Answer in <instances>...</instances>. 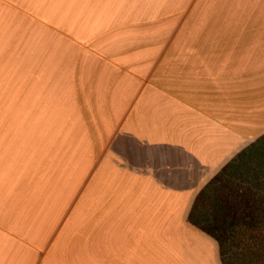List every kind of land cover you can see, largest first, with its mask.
Returning <instances> with one entry per match:
<instances>
[{
  "label": "crops",
  "instance_id": "0c3cea01",
  "mask_svg": "<svg viewBox=\"0 0 264 264\" xmlns=\"http://www.w3.org/2000/svg\"><path fill=\"white\" fill-rule=\"evenodd\" d=\"M20 1L30 44L0 19V264H224L190 213L264 134V0H201L175 34L189 0Z\"/></svg>",
  "mask_w": 264,
  "mask_h": 264
},
{
  "label": "trees",
  "instance_id": "16d2710c",
  "mask_svg": "<svg viewBox=\"0 0 264 264\" xmlns=\"http://www.w3.org/2000/svg\"><path fill=\"white\" fill-rule=\"evenodd\" d=\"M190 221L218 240L224 264H264V134L201 190Z\"/></svg>",
  "mask_w": 264,
  "mask_h": 264
},
{
  "label": "rangeland",
  "instance_id": "374dc122",
  "mask_svg": "<svg viewBox=\"0 0 264 264\" xmlns=\"http://www.w3.org/2000/svg\"><path fill=\"white\" fill-rule=\"evenodd\" d=\"M2 1L5 2L6 7H3V5L1 3ZM203 1H207V0H203ZM245 1L246 0H228V3H230V4H232V3L240 4V3L245 2ZM203 3H205V2H201V0H189V4L178 13L176 21L171 25V27H169L170 29L172 28V34L173 33L175 34V32L179 33L182 30L186 31L187 29H189V26H190L191 22H193L196 19L197 8L198 7L200 8V6L202 7L201 4H203ZM253 4H254V2H253ZM250 7L254 9L256 6H250ZM238 8H239L238 5L236 6L235 9H234V7L233 8L231 7L230 8L231 10L229 12L230 13H238ZM16 12L18 13V15H17ZM0 13H1L0 14V19L2 21L1 23H3L6 19H9L10 16L14 17V16L17 15L15 17L16 20H17L16 23H14V22L12 23V24H15L13 26V29H14V37H17L16 43H19L20 45L23 44L24 46L27 45V44H30V42L28 41L30 38H27L25 36V34L27 36H30V34L26 33V32H28V30H31L32 27H29L28 25H31L33 23V21L36 20L37 16L35 17V13H37V12L29 7V3L26 2V1L23 2V1H20V0H6V1L5 0H0ZM216 13H217V11H214L213 13H210V14L217 15ZM224 13H226V12H223V14ZM221 24H223V23H221ZM249 24L250 23L247 22V25H249ZM245 25H246V23H245ZM169 28H168V30H170ZM200 28L205 30L207 28V26H206V24H203V25H200ZM53 30H55L58 33L62 32L61 35H63L66 38L71 37V35L68 32H66V31H64L62 29L53 28ZM175 40H176L175 36L172 37V39H171V41H172L171 45L172 46H173V43L175 42ZM10 51H12V52L18 51V44L14 43V46H13V48ZM18 57H19V52H16V53L13 54V56H11V57L7 56L4 59V63H6L7 61H9V63L6 66H3V68L9 66V70L12 73V75L10 76V85H9V87L10 86L13 87V85H16L17 80H18V73L16 74V71L19 72V70H17V67L20 68L21 62L24 61L21 58L18 59ZM25 58L27 60V54H26ZM17 86L18 85H16L15 87H17ZM14 89L15 88H13V90ZM86 117H87L86 119L88 121V124L91 127V134L94 136L93 119H91V117L89 115H86ZM93 140H94V137H93ZM90 163L91 164H89L86 167L83 166V165L79 166V167H77V166L74 167V170L76 172H86V178L88 180V183H89L90 179H93V175H94V163H93V160H91Z\"/></svg>",
  "mask_w": 264,
  "mask_h": 264
},
{
  "label": "snow or ice",
  "instance_id": "6c2138e0",
  "mask_svg": "<svg viewBox=\"0 0 264 264\" xmlns=\"http://www.w3.org/2000/svg\"><path fill=\"white\" fill-rule=\"evenodd\" d=\"M133 147V150H134V146H132Z\"/></svg>",
  "mask_w": 264,
  "mask_h": 264
}]
</instances>
